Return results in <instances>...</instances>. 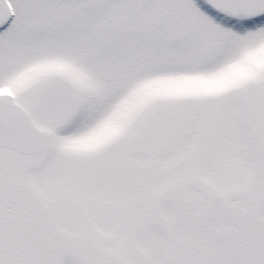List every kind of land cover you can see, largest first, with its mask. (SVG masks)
<instances>
[{"label": "snow or ice", "instance_id": "obj_1", "mask_svg": "<svg viewBox=\"0 0 264 264\" xmlns=\"http://www.w3.org/2000/svg\"><path fill=\"white\" fill-rule=\"evenodd\" d=\"M0 264H264V0H0Z\"/></svg>", "mask_w": 264, "mask_h": 264}]
</instances>
